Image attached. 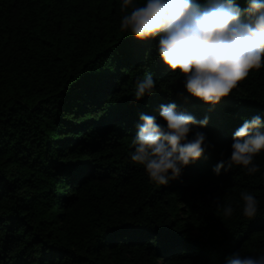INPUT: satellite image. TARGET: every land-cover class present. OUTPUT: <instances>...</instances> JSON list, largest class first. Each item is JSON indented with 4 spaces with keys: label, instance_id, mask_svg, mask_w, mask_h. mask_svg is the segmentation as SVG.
Masks as SVG:
<instances>
[{
    "label": "trees",
    "instance_id": "16d2710c",
    "mask_svg": "<svg viewBox=\"0 0 264 264\" xmlns=\"http://www.w3.org/2000/svg\"><path fill=\"white\" fill-rule=\"evenodd\" d=\"M120 3L0 0V264H225L264 251V151L254 174L213 173L243 118L264 120V67L206 105L161 64L156 38L120 29ZM147 73L156 90L136 101ZM170 101L208 118L189 134L208 147L159 185L131 161V141L139 114L160 121ZM244 190L259 201L252 218Z\"/></svg>",
    "mask_w": 264,
    "mask_h": 264
},
{
    "label": "clouds",
    "instance_id": "9594fccd",
    "mask_svg": "<svg viewBox=\"0 0 264 264\" xmlns=\"http://www.w3.org/2000/svg\"><path fill=\"white\" fill-rule=\"evenodd\" d=\"M120 8V29L138 42L156 38L161 64L183 78L189 96L206 105L215 106L250 72L264 67V0H246L243 8L236 0H121ZM155 90L156 81L147 73L137 80L133 98L140 101ZM158 114L160 121L147 112L139 114L130 159L143 166L153 183L167 185L206 151V135L189 134L205 127L208 118L197 120L174 101L160 104ZM262 151L264 120L260 115L243 118L232 134L230 156L218 161L213 173L218 176L238 165L254 174L260 168L255 157ZM239 195L242 215L254 217L259 203L255 195L247 190ZM214 205L225 217L235 211L219 198ZM225 264H264V251L255 256L237 251Z\"/></svg>",
    "mask_w": 264,
    "mask_h": 264
}]
</instances>
